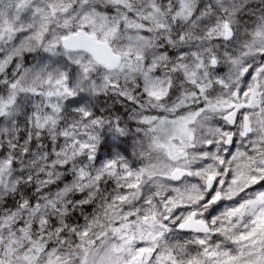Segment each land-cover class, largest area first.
I'll return each instance as SVG.
<instances>
[{"label": "snow or ice", "instance_id": "1", "mask_svg": "<svg viewBox=\"0 0 264 264\" xmlns=\"http://www.w3.org/2000/svg\"><path fill=\"white\" fill-rule=\"evenodd\" d=\"M260 184L264 0H0V264H264Z\"/></svg>", "mask_w": 264, "mask_h": 264}, {"label": "trees", "instance_id": "2", "mask_svg": "<svg viewBox=\"0 0 264 264\" xmlns=\"http://www.w3.org/2000/svg\"><path fill=\"white\" fill-rule=\"evenodd\" d=\"M117 107H119V106H117ZM120 147H123V146L121 145ZM114 150L115 149L112 147L111 142H110V144H106L104 147H102V149L100 151V155H101V157H103L105 152L114 151ZM257 191H264V184L253 186L251 189H249V194H251L253 192H257ZM223 206L224 205H221V207H223Z\"/></svg>", "mask_w": 264, "mask_h": 264}, {"label": "clouds", "instance_id": "3", "mask_svg": "<svg viewBox=\"0 0 264 264\" xmlns=\"http://www.w3.org/2000/svg\"><path fill=\"white\" fill-rule=\"evenodd\" d=\"M255 2H257V3H258V2H259V0H255ZM109 144H110V142H109Z\"/></svg>", "mask_w": 264, "mask_h": 264}]
</instances>
